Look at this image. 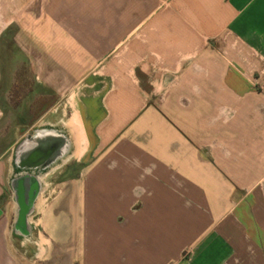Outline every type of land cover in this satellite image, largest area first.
Masks as SVG:
<instances>
[{
    "label": "crops",
    "instance_id": "1",
    "mask_svg": "<svg viewBox=\"0 0 264 264\" xmlns=\"http://www.w3.org/2000/svg\"><path fill=\"white\" fill-rule=\"evenodd\" d=\"M12 26L39 106L0 103V264H264V0H0Z\"/></svg>",
    "mask_w": 264,
    "mask_h": 264
},
{
    "label": "rangeland",
    "instance_id": "2",
    "mask_svg": "<svg viewBox=\"0 0 264 264\" xmlns=\"http://www.w3.org/2000/svg\"><path fill=\"white\" fill-rule=\"evenodd\" d=\"M17 30L16 26H12L9 30L10 32L7 33L5 37L0 39V45L2 46L1 61L4 69V81L0 89V103L5 109L6 116L11 118L10 121L15 125H19L20 122H22L19 118L20 115H24L25 122L28 120L27 117L29 116V107L34 110L39 106L37 96L32 94L27 99L29 92L35 91L37 93L39 87L34 82L35 75L30 68L31 59L28 54L23 52L20 47V39L15 36ZM13 81H23V84L26 85L21 88V93L19 94L21 98L26 97L23 111L24 114L13 109V107L18 105V101L20 99L18 100L16 97L13 101H11L10 98H7L4 95L6 91L9 90L11 82ZM34 99H36L37 102H33ZM37 114L38 113L35 111H32L30 117L31 122H33L34 118H37ZM55 184L56 183H52V190L55 189Z\"/></svg>",
    "mask_w": 264,
    "mask_h": 264
},
{
    "label": "flooded vegetation",
    "instance_id": "3",
    "mask_svg": "<svg viewBox=\"0 0 264 264\" xmlns=\"http://www.w3.org/2000/svg\"><path fill=\"white\" fill-rule=\"evenodd\" d=\"M52 139V137H51ZM59 139V138H58ZM54 139L53 140H41L39 141L38 140V137H29L28 140L26 141V146H29V149L34 150L36 148H41V147H45V146H48V150L46 151L48 154V156H46V158H40L39 162H38V167H43L44 164H46L47 162L49 161H53V160H56V161H59L60 159V156H61V153L62 151L60 149H56L53 151L52 149V145L54 144ZM51 144V145H50ZM47 149V148H46ZM31 151H26L24 154H23V161L25 164L29 163L28 162V157H30V153ZM25 155V156H24ZM20 179L21 177H15L12 181H11V188L12 190L14 191V194H15V200L18 204V210L20 212V215H19V218L17 219V224H19L20 222V217H22V212H23V209H22V206L20 204V197H31L33 195V192H34V189L32 187V183L29 181V182H25L21 185L20 187ZM40 187L38 188V191H39ZM37 191V193H38ZM36 193V194H37ZM36 196V195H35ZM36 199L34 198V200L32 201L31 203V207L30 208H33V205H34V201ZM24 201V199H23ZM22 227V223L20 224Z\"/></svg>",
    "mask_w": 264,
    "mask_h": 264
},
{
    "label": "water",
    "instance_id": "4",
    "mask_svg": "<svg viewBox=\"0 0 264 264\" xmlns=\"http://www.w3.org/2000/svg\"><path fill=\"white\" fill-rule=\"evenodd\" d=\"M63 147H64V140H62V139L57 141V142H54V144L52 145L53 151L56 150V149H61ZM47 150H48V146L41 147V148H36V149L32 150L31 153H30V157H28V162H29L28 165L30 167H32V166L37 167L39 165L38 164V162L40 161L39 159L40 158H46V156H48V154H46ZM50 162H52V160L47 162L46 164L48 165ZM44 168L45 167H43V169ZM20 181H21L20 182V187L26 181L27 182L30 181L32 183V187L34 189L33 195L31 197H26V199H25V197H22V196L20 197V199H21L20 200V204L22 206L23 214H24L25 212L29 211V209L31 207V203L34 200L35 195H36V193L38 191L39 183H38V181L36 179L31 178L29 176L21 178ZM23 199H24V201H23Z\"/></svg>",
    "mask_w": 264,
    "mask_h": 264
},
{
    "label": "bare ground",
    "instance_id": "5",
    "mask_svg": "<svg viewBox=\"0 0 264 264\" xmlns=\"http://www.w3.org/2000/svg\"><path fill=\"white\" fill-rule=\"evenodd\" d=\"M84 127V126H83Z\"/></svg>",
    "mask_w": 264,
    "mask_h": 264
}]
</instances>
